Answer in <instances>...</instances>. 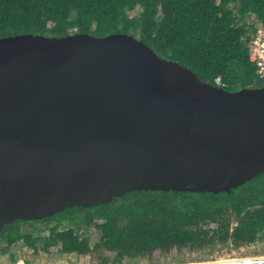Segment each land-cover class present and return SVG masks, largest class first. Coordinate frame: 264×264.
<instances>
[{
    "label": "water",
    "instance_id": "obj_1",
    "mask_svg": "<svg viewBox=\"0 0 264 264\" xmlns=\"http://www.w3.org/2000/svg\"><path fill=\"white\" fill-rule=\"evenodd\" d=\"M260 173L264 86L203 82L121 32L0 38V230L136 190L229 192Z\"/></svg>",
    "mask_w": 264,
    "mask_h": 264
},
{
    "label": "trees",
    "instance_id": "obj_2",
    "mask_svg": "<svg viewBox=\"0 0 264 264\" xmlns=\"http://www.w3.org/2000/svg\"><path fill=\"white\" fill-rule=\"evenodd\" d=\"M258 24L264 26V0H0V38L126 33L228 91L263 86L250 58ZM258 242L264 173L229 192L136 190L104 204L17 219L0 230V258L14 264L20 250L34 256L56 248L89 254L98 264H129L154 253Z\"/></svg>",
    "mask_w": 264,
    "mask_h": 264
},
{
    "label": "rangeland",
    "instance_id": "obj_3",
    "mask_svg": "<svg viewBox=\"0 0 264 264\" xmlns=\"http://www.w3.org/2000/svg\"><path fill=\"white\" fill-rule=\"evenodd\" d=\"M20 247V244L17 245ZM18 260L16 262L22 264L21 259L31 260L32 264H98L97 259H93L89 254L69 253L62 254L51 248L49 252L39 251L32 256L29 250H20L17 252ZM264 257V242L244 245L234 248L230 245H215L201 251H176L172 250L168 254L154 253L151 258H143L138 261H130L129 264H192L202 262H224L233 260H245ZM0 264H12L6 262L1 257ZM15 264V263H14Z\"/></svg>",
    "mask_w": 264,
    "mask_h": 264
},
{
    "label": "built area",
    "instance_id": "obj_4",
    "mask_svg": "<svg viewBox=\"0 0 264 264\" xmlns=\"http://www.w3.org/2000/svg\"><path fill=\"white\" fill-rule=\"evenodd\" d=\"M251 60H255L258 65V74L264 79V26L258 24L251 39ZM216 83L219 80L216 79ZM264 86V83H263Z\"/></svg>",
    "mask_w": 264,
    "mask_h": 264
},
{
    "label": "flooded vegetation",
    "instance_id": "obj_5",
    "mask_svg": "<svg viewBox=\"0 0 264 264\" xmlns=\"http://www.w3.org/2000/svg\"><path fill=\"white\" fill-rule=\"evenodd\" d=\"M25 260H28V259H26V258H24V259L22 258V259H21L22 264H25ZM29 261H30V263L32 264L31 260H29ZM6 262H7V261H6ZM15 264H16V263H15Z\"/></svg>",
    "mask_w": 264,
    "mask_h": 264
},
{
    "label": "bare ground",
    "instance_id": "obj_6",
    "mask_svg": "<svg viewBox=\"0 0 264 264\" xmlns=\"http://www.w3.org/2000/svg\"><path fill=\"white\" fill-rule=\"evenodd\" d=\"M264 258V257H263ZM255 259V258H254ZM245 260H247V259H245ZM225 262V261H224ZM212 263H215V262H212ZM18 264H20V263H18Z\"/></svg>",
    "mask_w": 264,
    "mask_h": 264
}]
</instances>
